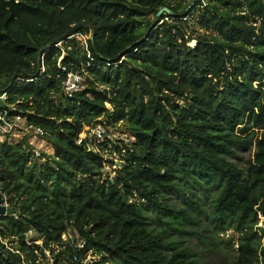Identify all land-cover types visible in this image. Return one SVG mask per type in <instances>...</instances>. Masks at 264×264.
<instances>
[{
    "label": "trees",
    "instance_id": "trees-1",
    "mask_svg": "<svg viewBox=\"0 0 264 264\" xmlns=\"http://www.w3.org/2000/svg\"><path fill=\"white\" fill-rule=\"evenodd\" d=\"M206 1L0 0V104L55 151L0 141V194L14 211L0 215V264H42L46 251L55 264L91 251L99 264H201L169 238L196 234L195 185L218 189L211 233L238 236L228 264H264V0ZM71 74L84 79L75 93ZM102 117L132 140L111 149L114 178L107 145L77 144ZM252 151L246 168L234 162ZM174 194L187 209L169 205ZM70 229L84 248L63 239ZM211 233L200 242L213 246Z\"/></svg>",
    "mask_w": 264,
    "mask_h": 264
},
{
    "label": "rangeland",
    "instance_id": "rangeland-1",
    "mask_svg": "<svg viewBox=\"0 0 264 264\" xmlns=\"http://www.w3.org/2000/svg\"><path fill=\"white\" fill-rule=\"evenodd\" d=\"M188 1L189 0H186V2ZM191 25H192V29L189 30V34L196 35V33H192L193 30L197 29V26L194 23L193 18L191 19ZM198 33L202 34L203 31L200 30L198 31ZM107 120H108V117H102L100 119L101 122H106ZM117 127H118L117 130H113L111 127H110V130H108L107 136H108V141H110L111 145L108 147V150H106L105 152H102L106 158L113 159L116 162V166L112 168L110 167V165H108L106 169L107 173H109L111 178L115 177L113 170L117 167L121 168L119 153L115 152L114 150L111 151V149L114 147V145H120L122 147L123 144H121L122 142L120 143L119 141H124L125 143L132 142L130 138V133L127 129V124L120 122V124H118ZM28 136H29V141H30L29 143L35 148V150L38 153H45L46 155H50V156L54 155L55 153L54 148L52 144H50L46 139L42 141V139L36 137L35 133L31 136L30 135ZM19 140L20 139H11L10 141L18 142ZM38 153H37V157H38ZM252 154H253V151L251 153L242 154L241 156L242 159L235 160L234 162L239 167L246 168L248 165V160L250 159ZM191 190L194 194L196 193L197 195L201 196L200 198H195L194 201L200 203L199 206H201L202 211H193V212L189 211L191 217L198 221L199 226L198 227L197 226H187L191 232H195L196 234L195 235L188 234L186 236L181 237L175 232L174 229H172L170 230L169 238L174 239L176 237H179L185 246L193 250L195 253L199 254L200 256L199 260L201 264H228V261L231 260L232 254H233L232 249H231L232 244H230V240L233 239L232 243L236 244L238 240V236L235 235L232 229H229L225 233H221L219 236H217V234L211 233L212 231H216V223H214L213 221L211 204H212L213 198L218 193V189L213 185L212 188H210L208 194H203L200 192L199 186L195 185L193 188H191ZM169 205L176 209H187L188 208L187 205L184 203L180 194H174L173 199L169 202ZM153 218L156 219L155 215L153 216ZM168 218L169 217H167L166 220H168ZM258 226H264V218L260 217V222ZM206 231L211 233V237L213 238L214 243H215L214 245L216 246L214 245L212 246L208 244L207 242H204L203 244L200 242L199 240L200 237L207 235ZM70 234L71 236L74 237L75 241L80 240L79 237L75 236L76 233L73 230H71ZM70 234H68L67 236H63V239L64 238L70 239L68 237ZM29 238L33 240L34 234L30 235ZM34 240H36V238ZM236 247L237 245H235V248ZM223 252H229V254L224 255L222 254ZM101 260H102L101 256H97V254H95L94 251H91L88 254L87 259L84 262L85 264H99ZM54 261H55L54 256L51 255L50 252L46 251V258L43 259L42 264H55ZM59 264H67V263L64 261V262H60Z\"/></svg>",
    "mask_w": 264,
    "mask_h": 264
},
{
    "label": "built area",
    "instance_id": "built-area-1",
    "mask_svg": "<svg viewBox=\"0 0 264 264\" xmlns=\"http://www.w3.org/2000/svg\"><path fill=\"white\" fill-rule=\"evenodd\" d=\"M204 6H207V1L203 0ZM84 79L80 75L71 74L68 78V80L64 84V90L67 93H75L78 92L83 85ZM7 100V94H4L0 97V102ZM12 110L5 109L0 104V141L5 140H11V139H23L24 137H29L28 135H33L35 133L37 138H40L43 140L45 137V133L38 128H35L34 126H30L28 124V120L26 117H23L21 114H18L16 116H10ZM108 121V120H107ZM106 122H99L96 126L92 128H87L85 132L80 136V139L77 141L78 145L85 144L86 146H89L92 151L94 152H100L105 145L108 147L111 145L110 141H108V130H110L108 127H106ZM85 135V136H84ZM12 142V141H11ZM30 142V141H29ZM38 156H40L38 154ZM107 169V168H106ZM71 229L68 231V234H70ZM75 232V231H74ZM76 233V232H75ZM32 232H29L27 234V240L26 242L28 244H32L33 240L29 238L30 235H32ZM66 234L65 236H67ZM76 237H79L77 234H75ZM68 238H64V240L73 241L74 237L71 236V234L68 236ZM75 237V238H76ZM77 246L81 249L84 248L85 243L81 240L76 241ZM77 257L74 258V261H77ZM85 264V262H84Z\"/></svg>",
    "mask_w": 264,
    "mask_h": 264
},
{
    "label": "water",
    "instance_id": "water-1",
    "mask_svg": "<svg viewBox=\"0 0 264 264\" xmlns=\"http://www.w3.org/2000/svg\"><path fill=\"white\" fill-rule=\"evenodd\" d=\"M164 13L170 14L169 9L164 8L162 9L159 13H158V17H160L161 15H163ZM194 43L192 42L191 45H193ZM13 214L14 211L13 210H7V206L5 204L4 198L3 196L0 194V215H5V214Z\"/></svg>",
    "mask_w": 264,
    "mask_h": 264
},
{
    "label": "clouds",
    "instance_id": "clouds-1",
    "mask_svg": "<svg viewBox=\"0 0 264 264\" xmlns=\"http://www.w3.org/2000/svg\"><path fill=\"white\" fill-rule=\"evenodd\" d=\"M37 242H39V241H36L35 243H36V244H39V243L41 244V242H39V243H37Z\"/></svg>",
    "mask_w": 264,
    "mask_h": 264
},
{
    "label": "bare ground",
    "instance_id": "bare-ground-1",
    "mask_svg": "<svg viewBox=\"0 0 264 264\" xmlns=\"http://www.w3.org/2000/svg\"><path fill=\"white\" fill-rule=\"evenodd\" d=\"M44 145V144H43ZM45 146V145H44Z\"/></svg>",
    "mask_w": 264,
    "mask_h": 264
}]
</instances>
